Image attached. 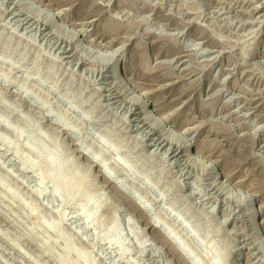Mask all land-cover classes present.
Segmentation results:
<instances>
[{"label": "rangeland", "instance_id": "374dc122", "mask_svg": "<svg viewBox=\"0 0 264 264\" xmlns=\"http://www.w3.org/2000/svg\"><path fill=\"white\" fill-rule=\"evenodd\" d=\"M177 179L210 222L173 206ZM263 232L264 0H0V264H264Z\"/></svg>", "mask_w": 264, "mask_h": 264}, {"label": "bare ground", "instance_id": "6f19581e", "mask_svg": "<svg viewBox=\"0 0 264 264\" xmlns=\"http://www.w3.org/2000/svg\"><path fill=\"white\" fill-rule=\"evenodd\" d=\"M22 2V1H21ZM36 17L37 18H39V16L38 15H36ZM44 17V16H43ZM49 19H50V17H49ZM48 18H47V16H46V18L44 19V18H42V20H43V22H45L47 25H49V26H52L53 24L51 23V20H49ZM55 25H57V24H55ZM64 33V32H63ZM67 33V32H66ZM71 34L69 33V34H67V38L68 39H70V38H73V37H71L70 36ZM71 40V39H70ZM110 71V70H109ZM117 70H115V71H113V69L111 70V75L113 76V77H115V72H116ZM115 79V78H114ZM118 82V81H117ZM120 85L121 84H119V83H115V86H116V88L117 89H119V90H121L122 91V89L120 88ZM124 94H125V96L126 97H131L130 98V102H131V104H132V106L135 108V111L138 113V115H139V117L140 118H142V121L141 122H148L149 124H154V126H156V127H158L159 126V124L158 123H156V122H154V120H151V119H148L149 118V115H148V111L150 110V106H148V108H147V105L146 104H143V103H140V101L138 100V99H136L135 97H132L131 95H128V92L127 91H124ZM144 109H147V111L146 110H144ZM146 111V112H145ZM16 136L17 137H19L20 135H19V133H16ZM170 136V139H169V141L171 142V143H174L176 146H177V149L178 150H180V151H184V149H182L184 146H183V144L181 143V141L179 140V138H177V137H174V136H172L171 134L169 135ZM186 146V145H185ZM176 152H177V150H176ZM48 153V152H47ZM50 153V152H49ZM52 153V152H51ZM48 154V156L47 157H45V160H47V164H48V168L49 169H51V171L49 172V173H52L53 172V174H52V176L50 175V177L52 178V184H56V185H58L59 186V188L58 187H56L55 185V187L56 188H58L59 189V191L56 193L57 195H59L63 200H65V202H70V201H72V200H76V202L78 203V206H80L81 208L80 209H82V210H80V212L81 211H83V214H84V216H85V218H86V220L87 219H91V216L92 215H89L88 214V212L87 211H85L84 209L86 208V207H88V199H87V197H86V195H84V193L83 194H77L75 191H74V189H75V186H76V184H79V183H77V182H79L80 180L77 178V177H75L74 175H72L71 176V178L69 179V181L68 182H62L60 179H59V173L62 171V169L60 170V166L62 167V165L60 164H58V162H57V160H59L57 157H56V155L55 154ZM43 154H45V153H43ZM41 156V155H40ZM44 156V155H43ZM41 158V157H40ZM57 158V159H56ZM194 160V159H193ZM195 162V164L197 165V167L198 168H201L204 172H206V174H207V176L210 178V180L211 181H215V177L213 176L214 174H212L211 173V170L210 169H208V167L206 166V165H204V164H202V162H200V161H194ZM61 163V162H60ZM47 164H46V166H47ZM99 167V166H98ZM99 169H101V173L103 174V178H105V179H109L110 178V175L105 171V169L103 168V167H99ZM75 171V170H74ZM61 174H63L62 172L60 173V175ZM75 174V173H74ZM101 174V175H102ZM65 175V174H64ZM62 177V176H61ZM68 177V176H67ZM64 180V179H63ZM68 180V179H67ZM82 180V179H81ZM81 183V182H80ZM82 185V184H81ZM220 185V184H219ZM218 185V186H219ZM77 187H78V185H77ZM237 189V188H236ZM57 190V189H56ZM234 195V194H233ZM243 196V195H242ZM241 195H239L238 193H237V190H235V198L238 200V202H239V204H240V206L243 208V210L246 212L245 214H247V218L249 217H253V220H255L254 219V216H253V214H252V212H251V210L249 209L250 207H249V201H247L246 200V198H244V196L242 197ZM82 203V205H80V204ZM77 206V205H76ZM137 208H139V207H137ZM140 208H142V207H140ZM139 208V210L141 211V212H144V211H146L145 210V208H144V211L142 210V209H140ZM92 213V212H91ZM90 213V214H91ZM93 215H94V213H93ZM255 215V214H254ZM258 215V217H257V223L259 222V219H260V217H259V214H257ZM94 217V216H93ZM148 220V219H147ZM253 220H249L250 222V224H252L253 223ZM88 221V220H87ZM90 221V220H89ZM91 222V221H90ZM92 223V222H91ZM44 225V224H43ZM147 225L148 226H150V223H147ZM48 226V225H47ZM153 226V225H152ZM152 226H150L151 228H152ZM251 227H252V225H250ZM161 227V226H160ZM48 228L49 229H52V230H54L56 227L54 226V225H49L48 226ZM112 229V232H114L115 231V229H116V227H111ZM153 228H154V226H153ZM157 229V228H156ZM56 230V229H55ZM157 231V230H156ZM253 231H255L254 232V238H257V234H258V232H259V230L257 229V228H255V230H253ZM160 233V232H159ZM165 235H167L168 236V234H167V232H166V234ZM165 235H164V238H165ZM170 235V234H169ZM166 236V237H167ZM262 236H264V232L262 233ZM170 237V236H169ZM171 238V237H170ZM113 239V238H112ZM172 239V238H171ZM166 240V239H165ZM167 240H169V242H171L170 241V239L169 238H167ZM166 240V241H167ZM173 240H175V239H173ZM68 242V241H67ZM176 241H174V243H175ZM65 243H66V241H65ZM175 245V244H174ZM178 246V245H177ZM172 247H174V246H172ZM180 247V246H179ZM175 248H176V246H175ZM66 250L68 251L69 250V245H68V247H66ZM176 250V249H175ZM180 250H181V252H182V250H184L183 248H180ZM178 251H179V249H178ZM66 252V251H65ZM70 252H71V250H70ZM180 252V253H181ZM185 253H186V251H184ZM184 252L183 253H181V254H183V256H180L179 254V256L180 257H184ZM68 253H69V251H68ZM188 255V254H187ZM186 256V255H185ZM78 258H79V260L80 261H82V263L83 264H91L90 262H89V260H88V258H86V257H83L82 255H78ZM237 259H238V257L235 259V261H237ZM183 260H184V258H183ZM78 261V260H77ZM60 264H68L67 263V261H62ZM192 264H197V263H194V261H193V263Z\"/></svg>", "mask_w": 264, "mask_h": 264}, {"label": "clouds", "instance_id": "9594fccd", "mask_svg": "<svg viewBox=\"0 0 264 264\" xmlns=\"http://www.w3.org/2000/svg\"><path fill=\"white\" fill-rule=\"evenodd\" d=\"M85 123H89L87 119H85ZM94 127L100 128L105 135H109L111 133V127L108 128L107 131L102 127L101 124H96L95 121L91 122ZM90 139H94L90 137ZM98 143V142H97ZM129 159L135 164L136 167L143 169H153L155 168L157 171L159 170L160 162L153 158L142 156L140 153L136 151L135 148L127 149ZM173 188L170 194V202H174L173 206L177 208L182 214L186 216L190 220V222H210L207 213L198 207L195 202V197L188 193V189L186 187H181L179 180L173 181ZM157 238H159V234H155ZM179 264V262H178Z\"/></svg>", "mask_w": 264, "mask_h": 264}]
</instances>
